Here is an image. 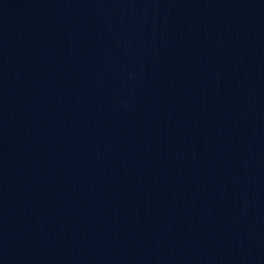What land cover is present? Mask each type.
Returning <instances> with one entry per match:
<instances>
[{"label": "water", "instance_id": "95a60500", "mask_svg": "<svg viewBox=\"0 0 264 264\" xmlns=\"http://www.w3.org/2000/svg\"><path fill=\"white\" fill-rule=\"evenodd\" d=\"M0 264H264V0H0Z\"/></svg>", "mask_w": 264, "mask_h": 264}]
</instances>
